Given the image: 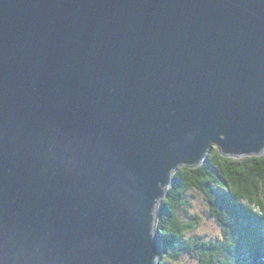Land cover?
I'll use <instances>...</instances> for the list:
<instances>
[{"label":"water","instance_id":"water-1","mask_svg":"<svg viewBox=\"0 0 264 264\" xmlns=\"http://www.w3.org/2000/svg\"><path fill=\"white\" fill-rule=\"evenodd\" d=\"M261 146L264 0H0V264H146L175 173Z\"/></svg>","mask_w":264,"mask_h":264},{"label":"trees","instance_id":"trees-1","mask_svg":"<svg viewBox=\"0 0 264 264\" xmlns=\"http://www.w3.org/2000/svg\"><path fill=\"white\" fill-rule=\"evenodd\" d=\"M261 159L264 154L224 157L215 147L199 167L180 168L174 175L168 196L159 206L157 227L162 251L167 249L176 255L189 253L200 264H211L218 241L210 240L204 244L194 238V243L189 245L177 235L181 225L192 228L199 224L197 216L189 222L181 218L187 195L195 190L204 197L209 214L217 225L227 228L236 237V248L231 254L237 264H264V232L260 231L264 216L258 215L261 201H264Z\"/></svg>","mask_w":264,"mask_h":264},{"label":"clouds","instance_id":"clouds-1","mask_svg":"<svg viewBox=\"0 0 264 264\" xmlns=\"http://www.w3.org/2000/svg\"><path fill=\"white\" fill-rule=\"evenodd\" d=\"M252 152L264 153V146H261L258 151ZM259 163L261 167L264 168V159H261ZM166 168L169 167L166 165ZM258 215L264 216V201H261V208ZM203 220L204 218L201 217L202 222ZM260 231L264 232V221L261 223ZM177 235L182 236L184 241L189 245L194 243V238H199L200 242L204 244H207L210 240L213 242L218 241L211 264H237L235 257L231 254L236 248V237L225 227L213 225L211 228H208L200 225H193L192 228H186L181 225V231L177 232ZM155 236L156 232L151 223L147 231L149 244L151 243V239L155 238ZM205 256H207V254H205ZM145 261L146 264H158V261L161 262V264H200L198 260L191 259L190 254L176 255L167 249L155 255L149 252V255L145 257Z\"/></svg>","mask_w":264,"mask_h":264},{"label":"rangeland","instance_id":"rangeland-1","mask_svg":"<svg viewBox=\"0 0 264 264\" xmlns=\"http://www.w3.org/2000/svg\"><path fill=\"white\" fill-rule=\"evenodd\" d=\"M264 154V153H263ZM172 186V185H171ZM187 205L181 211V218L184 222H189L193 217H199L200 226L211 228L213 225H217V222L212 218L209 214L207 203L204 200V197L200 195L195 190H191L187 195ZM201 217L204 218L203 222L201 221ZM189 254V253H184ZM191 259H195L190 255ZM197 260V259H195Z\"/></svg>","mask_w":264,"mask_h":264}]
</instances>
